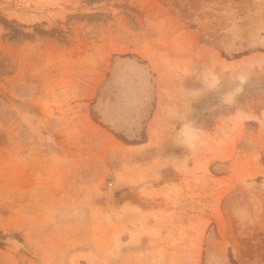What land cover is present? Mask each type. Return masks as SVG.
Here are the masks:
<instances>
[{
	"label": "rangeland",
	"instance_id": "obj_1",
	"mask_svg": "<svg viewBox=\"0 0 264 264\" xmlns=\"http://www.w3.org/2000/svg\"><path fill=\"white\" fill-rule=\"evenodd\" d=\"M0 264H264V0H0Z\"/></svg>",
	"mask_w": 264,
	"mask_h": 264
}]
</instances>
